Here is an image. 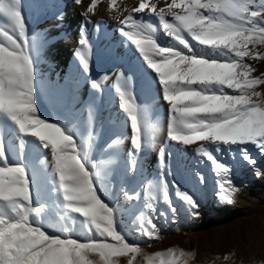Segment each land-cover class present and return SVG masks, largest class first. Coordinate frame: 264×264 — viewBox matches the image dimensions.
<instances>
[{"label": "snow or ice", "instance_id": "6c2138e0", "mask_svg": "<svg viewBox=\"0 0 264 264\" xmlns=\"http://www.w3.org/2000/svg\"><path fill=\"white\" fill-rule=\"evenodd\" d=\"M82 2L73 0L76 5ZM165 2L166 8H157L150 0H140L139 6L131 11L117 9V19L121 35L158 77L163 99L169 105L168 138L185 147L207 142L216 145V153L221 152L220 145L251 144L264 154V92L257 90L264 85V74L254 76L255 67L246 62L264 60V54L254 51L255 45L264 44V0ZM116 3L117 0H110V7ZM97 4L98 0H91L83 15L94 14ZM146 10L158 17L159 28L143 18H134L133 14ZM124 12L128 14L124 16ZM0 16L7 21L0 22V121H10L21 137L36 138L50 154L51 159L45 156L44 161L51 166V171L44 170L56 203L65 213L60 219L75 220L78 216L89 234L94 231L101 238L90 237L89 242H81L70 236L49 235L43 229L40 217L45 206H34V200L39 202L42 195L37 169H30L23 159L9 163L0 123V264H118L115 258L120 257H128V264H134L142 249L129 244L117 230L116 210L98 192L100 173L90 155L91 132L87 143L78 144L71 128L39 115L33 55L35 38L29 36L21 0H0ZM161 29L171 38L167 46L158 43ZM186 35L195 43H190ZM78 44L90 54L91 46L83 32ZM75 56L84 73L90 74V55L77 49ZM90 84L97 92L102 91L97 80H91ZM117 92L119 107L126 113L131 129L128 170L135 172L139 163L137 153L146 142L150 146L155 135L164 129L159 123H150L147 109L130 93L121 88ZM19 146L24 148L23 140ZM240 151L244 161L256 163L246 147ZM196 152L211 162L220 177V198L232 202L238 188L230 177L231 167L220 162L203 143ZM199 182H205L203 175L199 176ZM160 184L163 200L171 205L168 181L162 179ZM172 185L175 195L198 215L200 204L195 194L181 190L175 181ZM146 191L150 200L156 198V186L152 182ZM124 195L133 199L127 192ZM147 207L153 208L151 203ZM171 210L176 211L175 207ZM143 219L149 226L145 234L153 237L157 231L154 217L148 215ZM93 253L98 255V261L89 258ZM192 256L170 248L146 256V261L147 264H188ZM184 257L187 258L182 260Z\"/></svg>", "mask_w": 264, "mask_h": 264}, {"label": "rangeland", "instance_id": "374dc122", "mask_svg": "<svg viewBox=\"0 0 264 264\" xmlns=\"http://www.w3.org/2000/svg\"><path fill=\"white\" fill-rule=\"evenodd\" d=\"M29 22L27 26L31 31L30 37H34L36 42L43 45L46 36H40L38 22L33 19ZM249 47L253 48V45ZM254 51L264 54V44L255 45ZM246 62L255 67L254 76L264 74V60ZM120 77L122 73L118 79ZM114 87L115 85L111 84L102 86L108 94H112ZM40 88L42 94L36 96L40 117L71 128L78 144L87 143L89 137L86 133L90 123L89 113L84 112L87 102L82 103L77 110H73L75 105L66 111L50 109L46 101L54 92V88L47 81L40 83ZM93 90L91 88V91ZM257 90L264 92V85L259 86ZM77 102L80 103L79 100ZM47 112L51 118L44 116ZM123 127L124 125L115 126L109 120L100 122L91 138L90 155L100 173L97 181L98 192L102 199L116 210L117 230L125 236L129 244L142 249L134 264L147 263L146 256H154L155 253L166 252L170 248L193 254L188 258V264H264V154H261L258 148L251 144L220 145L221 152L216 153V145L198 142L185 147L171 141L167 134L159 144L158 139L156 140L157 133L150 146L145 143L141 149L143 156L140 155V158L144 157L149 149L158 148L154 151L157 162L145 164L140 160L137 170L130 172L128 164L112 163L117 156V148L111 143L125 138ZM10 133L19 135L13 124ZM29 140L30 150L24 161L30 169H37V179L42 185L41 200H34V206H45V212L40 217L43 229L49 235H60L62 238L70 236L81 242H89L90 237L100 240L94 231L91 234L87 232L82 218L77 216L75 220L60 219L65 213L56 203L57 198L52 192V186L48 184V174L44 170L47 169L50 173L51 166L40 164L43 152H48L42 149L36 138L29 137ZM201 143L205 144L220 162L231 167L230 177L238 188L232 202L220 198V177L216 175L211 162L196 152ZM242 147H246L250 156L256 160L254 165L242 159ZM6 151L9 152V163L22 159L18 152L9 149L7 142ZM47 158L51 159L50 154ZM169 170L171 175H168ZM257 173H260L259 177ZM200 175L205 178L203 184L199 182ZM162 179L168 181L171 205L163 200L160 184ZM172 181H175L181 190L195 194L200 204L198 215L193 214L186 203L175 195ZM149 182L156 186V198L153 200L149 199L146 191ZM125 192L133 199H127ZM149 203L153 206L152 210L147 207ZM172 207H175V213L172 212ZM148 215L153 216L154 223L157 224L153 237L145 234L149 226L144 223L143 218ZM108 242L112 241L109 239ZM225 257L230 258L226 260ZM89 258L99 260L95 253L90 254ZM185 258L187 257L181 259ZM115 259L118 264H128L129 258Z\"/></svg>", "mask_w": 264, "mask_h": 264}, {"label": "bare ground", "instance_id": "6f19581e", "mask_svg": "<svg viewBox=\"0 0 264 264\" xmlns=\"http://www.w3.org/2000/svg\"><path fill=\"white\" fill-rule=\"evenodd\" d=\"M90 2L91 0H83L81 5H76L73 0H21L26 26L27 22L33 19L38 22L37 29L40 36H46V39H43V45L35 41L33 52L36 96L42 94L40 83L47 81L54 88V92L46 101L50 109L66 111L75 105L73 110H77L82 103L87 102L84 112L91 113V116L86 134L89 137L91 132V138L102 121L109 120L115 126L124 125L125 138L119 143H111L117 148V156L112 163L128 164V151L131 147L130 122L126 113L119 107L117 88L130 93L138 104L147 109L150 123H159L163 127L164 131L159 132L158 138L156 137L159 144L167 134L169 105L163 99L162 87L157 75L147 67L135 47L119 31L121 25L117 19V9L120 12H123L125 8L131 11L139 6L140 0H117L113 7H110V0H98L94 14L83 15ZM150 2L156 3L157 8L167 6L165 0H158V2L150 0ZM167 3H171V0H167ZM127 14L124 12V16ZM133 15L134 18H143L159 28L158 17L150 15L147 10ZM60 16L63 18L59 19ZM120 18L122 19L123 16ZM166 19L171 21L172 17L166 16ZM0 22L6 23V18L0 16ZM27 30L30 36L31 31L28 26ZM82 32L91 46L90 54L87 48L78 44ZM186 38L190 43H195L187 35ZM170 42H172L171 38L167 37L161 29L158 33V43L167 46ZM77 49L90 55L91 71L88 75L84 73L75 56ZM120 73L122 77L118 79ZM91 80H97L101 88L104 84L115 85L114 91L112 94H108L103 88L101 92L91 91ZM44 116L51 118L48 112ZM0 123L3 124L4 140L8 145L11 144V148L18 152L23 160L26 159L30 150L29 137L11 134L10 121L4 120ZM21 140L24 142V148L19 146ZM155 150L149 149L141 158V151L137 153L138 162L142 160L145 164L156 163ZM43 153L40 164H47L44 157L49 153Z\"/></svg>", "mask_w": 264, "mask_h": 264}]
</instances>
